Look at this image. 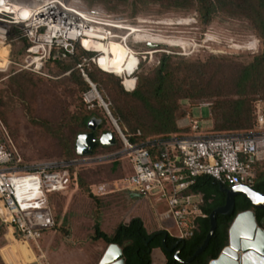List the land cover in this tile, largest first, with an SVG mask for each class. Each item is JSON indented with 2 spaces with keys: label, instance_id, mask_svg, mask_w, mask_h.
Instances as JSON below:
<instances>
[{
  "label": "built area",
  "instance_id": "1",
  "mask_svg": "<svg viewBox=\"0 0 264 264\" xmlns=\"http://www.w3.org/2000/svg\"><path fill=\"white\" fill-rule=\"evenodd\" d=\"M14 1L17 0H0V47H9L7 63L0 71L14 64L18 72L47 76L48 63L67 60L79 49L85 55L79 57L75 70L89 86L81 95L88 112L100 108L110 115L109 105L88 74L93 68L106 73L102 65L113 59V44L128 52L126 67L133 62L121 74H113L128 94L136 90L141 66L160 64L156 55L164 46L138 36L158 35L154 29L145 27L156 25L154 22L139 18L134 24L101 9L87 8L79 1L43 0L39 5L33 1L14 5ZM13 32L16 35L9 39ZM11 41L24 43L23 57L16 63L10 60ZM130 44L138 51L132 50ZM148 45L155 48L150 49ZM254 115V127L249 133L200 134L199 126L195 125L192 135L150 139L140 144H132L116 126L123 149L98 157V162L123 157L132 173L119 182L120 191L155 203L166 202L180 232L177 239L189 240L198 230L196 222L206 219L201 209L204 197L191 191L198 178L211 177L230 188H253L255 166L264 164V101L255 103ZM141 136L138 131L137 137ZM82 159L27 165L8 139L0 140V210L5 214L3 225L14 239L38 244L46 231L55 230L53 197L69 191L74 183L72 169L97 161L89 157ZM107 192L108 186L101 184L93 193L101 197ZM0 218L3 217L0 215Z\"/></svg>",
  "mask_w": 264,
  "mask_h": 264
},
{
  "label": "rangeland",
  "instance_id": "2",
  "mask_svg": "<svg viewBox=\"0 0 264 264\" xmlns=\"http://www.w3.org/2000/svg\"><path fill=\"white\" fill-rule=\"evenodd\" d=\"M31 1L34 5H39L43 0ZM65 1L81 3V0ZM17 2L23 3L20 0ZM84 3L87 8H103L99 3ZM107 14L134 24L135 19L139 18L154 22L156 25L149 24L145 27L172 39L185 38L191 44L188 50L160 47V53H163L156 55L157 60L160 61L166 55L174 62L205 65L207 75L214 72H236L239 65L249 64L262 49V41L248 23L219 15L209 25H202L196 13L160 15L155 6L147 10L139 8L137 13L133 14V8L125 5ZM181 20L188 21L191 26H163L164 23L177 25ZM15 35L13 32L9 39ZM249 42H257V48L252 51L244 50V45ZM23 46L22 41H11V62L21 61ZM129 47L138 51V48L131 44ZM0 62L6 64V61ZM156 66L159 65L144 64L140 74L150 75L152 68ZM75 68L66 72L58 67H51L48 63L45 71L47 76L26 71L18 72L14 64L0 71V140L8 139L23 163L35 165L47 159L66 158V141L54 138L42 126L47 125L62 131L63 139L69 135V116L75 113L80 95L72 78L74 74L79 73ZM21 73L33 75V81H38L39 86L31 92L19 93L17 84L22 81ZM13 79L16 80L15 83L12 82ZM216 101V98L180 101L179 115L182 117L177 123L185 129L180 135H192L195 125L199 126L200 134H217L213 129V120H210V109ZM109 119L99 112L98 117L89 124V129L95 130L103 121L107 125L106 128L111 129L113 125ZM140 121L145 122L147 119L142 116ZM139 132L143 134L142 131ZM121 150L102 147L96 154L89 156L97 161L83 163L77 167V177L87 185L90 195L81 190L78 181H73L74 186L52 204L56 220L55 230L46 231L38 244L31 243L29 246L18 240L13 242L7 227L3 225V218H0V264H99L108 246L102 241L93 240L96 235L95 226L99 224L101 232L112 236L121 224L130 219H140L148 233H154L159 227L171 236L179 238L180 232L166 202L155 203L148 199L139 201V197L133 200L124 191H120L119 182L132 173L129 172V165L123 157L112 162H98V157L116 154ZM75 160L83 159L77 157ZM101 184L108 186V192L105 196L98 197L93 193L94 187Z\"/></svg>",
  "mask_w": 264,
  "mask_h": 264
},
{
  "label": "trees",
  "instance_id": "3",
  "mask_svg": "<svg viewBox=\"0 0 264 264\" xmlns=\"http://www.w3.org/2000/svg\"><path fill=\"white\" fill-rule=\"evenodd\" d=\"M20 1L29 3L31 0ZM83 1L89 5L99 3L103 8H92H99L105 13L125 5H130L133 8V14H136L139 8L147 10L154 6L159 9L160 15L196 13L202 25H209L219 15L230 20H241L248 23L251 30L262 41L261 52L249 64L239 65V70L236 72L222 74L214 72L212 75H207L205 65L190 64L185 61L174 62L165 55L160 59L159 66L152 68L150 75H139L136 90L132 94L123 90L120 80L116 76L100 72L95 68L91 70L88 74L90 80L97 86L103 100L109 105V112L121 133L132 144L144 143L150 139L183 136L180 133L185 129H182L180 123H177L182 117L179 115L180 101L182 100L216 98L217 101L210 109V120H213V129L218 132L217 134L249 133L253 130L255 103L259 99L264 100V0H81V4L84 6ZM81 55H85V53L77 49L76 54L69 59L49 64L51 67H58L61 71L67 72L79 64L78 59ZM2 66L4 64L0 62V67ZM20 77L22 81L17 84L19 93L31 92L39 86L38 81H33V75L29 73H21ZM72 78L80 95L75 113L69 116V135L63 139L62 131L47 125L42 126L54 138L66 141L64 148L66 158L44 161L70 162L75 160L78 157L76 154L77 138L86 133H92L97 140L92 155L102 148L99 139L108 131L116 140V146L110 148L123 149V142L114 126L111 129L106 128L107 125L103 121L95 130L89 129V124L98 117L99 112L104 113L107 119L109 117L100 108H96L92 112L85 109L81 95L89 89V86L79 73L74 74ZM12 82L15 83L16 80L13 79ZM142 116L147 121L141 122L140 117ZM138 131L143 132L141 137H137ZM76 170L77 168L71 170L72 179L78 181L81 190L89 196V188L81 178L77 177ZM255 176L253 189L264 195V164L255 166ZM224 189H230V187L222 185L211 177L203 176L196 180L191 191L204 197L201 209L206 215V219L196 222L198 230L195 236L189 240L181 241L167 232V234L163 233L162 230L148 233L140 219H130L121 224L112 236L101 232L98 224L95 226L96 235L93 240L95 242L102 241L107 246L117 245L120 247L125 264H152L154 251L161 252L163 264H179L175 259V254L178 251L179 258L182 261H187L192 258L206 239L210 230L209 217L211 213L225 204ZM249 210L255 211L257 223L260 224L264 218V211L253 209L250 201L244 195L238 196L235 200L234 214L217 217L214 238L205 252L197 257L193 264H209L216 260L228 244V231L235 217L239 213ZM152 236L154 238L147 244ZM163 242H165V246H163ZM175 245L176 249L169 252L168 250Z\"/></svg>",
  "mask_w": 264,
  "mask_h": 264
},
{
  "label": "water",
  "instance_id": "4",
  "mask_svg": "<svg viewBox=\"0 0 264 264\" xmlns=\"http://www.w3.org/2000/svg\"><path fill=\"white\" fill-rule=\"evenodd\" d=\"M148 47L150 49L155 48L154 45H148ZM109 118L113 122V126L118 127L111 114ZM99 144L104 148H110L116 146V140L112 133H106L100 137ZM96 145L97 140L92 133L78 136L76 141L77 156L80 158L91 156ZM223 191L226 194L225 204L211 213L209 217L210 230L202 246L187 261H182L179 258L178 251L175 254V259L179 264H193L194 260L205 252L214 238L217 229V217L233 215L235 200L238 196L244 195L250 201L253 209L264 211V195L256 192L253 188L239 186ZM162 232L167 234L165 231ZM153 238L154 236L148 240L147 244ZM163 246H165V242H163ZM175 249L176 245L168 251L173 252ZM155 256H160L163 260L161 252L154 251L152 253V264H157L154 260ZM99 264H125L122 249L117 245H109ZM209 264H264V218L258 224L254 210L239 213L229 228L227 246L222 250L220 256Z\"/></svg>",
  "mask_w": 264,
  "mask_h": 264
},
{
  "label": "bare ground",
  "instance_id": "5",
  "mask_svg": "<svg viewBox=\"0 0 264 264\" xmlns=\"http://www.w3.org/2000/svg\"><path fill=\"white\" fill-rule=\"evenodd\" d=\"M11 1H13V0H11ZM13 4L15 5V4H19V3L17 1H14ZM23 4H26V3H21L19 5H23ZM23 13H26V11L24 9H23ZM163 26H169V27L187 26V27H189L191 25L189 24L188 21L181 20L180 23L177 25L164 23ZM138 36L140 39H142V40L147 39L156 45L167 46V47H171V48H178V49H182L183 51L188 50L191 47V44L185 38H176V39L173 38L172 39V38H169L167 36H163L162 33H161V35H155L154 34V36H150L148 34L138 35ZM236 47L238 49V46H236ZM244 47H245L244 50H248V51L255 50L257 48V42H249V43L245 44ZM8 49H9L8 46H5L3 48L0 47V60L6 61V63H7L6 55H7ZM239 50H242V48H239ZM111 54L113 56V59L109 60L108 63H106L105 65H102V67L104 68V72H106V74H109V75L121 74V72L125 70L124 67H126V64H127L126 62H127L128 52L126 50H124L121 46H119L118 44L117 45L113 44L111 46ZM132 64H133V62L131 60L128 63L126 68H130ZM129 84H131V82ZM9 234H10L11 240L13 242L17 241L16 239H14L12 237L11 232H9Z\"/></svg>",
  "mask_w": 264,
  "mask_h": 264
},
{
  "label": "crops",
  "instance_id": "6",
  "mask_svg": "<svg viewBox=\"0 0 264 264\" xmlns=\"http://www.w3.org/2000/svg\"><path fill=\"white\" fill-rule=\"evenodd\" d=\"M128 163V162H127ZM128 165H129V163H128ZM130 171H132L131 170V167H129V172ZM128 175V174H127ZM72 186H74L73 184H72ZM71 186V187H72ZM96 187V186H95ZM94 187V188H95ZM70 190V189H69ZM126 193V192H125ZM66 194V193H65ZM127 195H128V197L130 198V199H133V200H137V199H135V198H138L135 194H129V193H126ZM60 196H62V195H58V196H55V197H53V203L55 202V200L57 199V198H59ZM105 196V195H104ZM102 197V196H101ZM139 201H141V200H144V199H141V198H139L138 199ZM138 201V202H139ZM53 214H54V209H53ZM0 215L3 217V219L5 218V214H4V212L2 211V210H0ZM55 222H56V220H55ZM157 230H162V231H165V229H162V228H159L158 227V229ZM166 232V231H165ZM9 233V232H8ZM168 233V232H167ZM44 235V234H43ZM13 237V236H12ZM173 237V236H172ZM14 238V237H13ZM43 238V237H42ZM16 240H18V241H20L21 243H25V242H22L21 240H19L18 238H16ZM29 246H30V242H28L27 243ZM31 248V247H30ZM154 260H156V262H157V264H163V262H164V260H162L161 259V257L160 256H155V258H154ZM161 262V263H160Z\"/></svg>",
  "mask_w": 264,
  "mask_h": 264
},
{
  "label": "flooded vegetation",
  "instance_id": "7",
  "mask_svg": "<svg viewBox=\"0 0 264 264\" xmlns=\"http://www.w3.org/2000/svg\"><path fill=\"white\" fill-rule=\"evenodd\" d=\"M224 190H227V189H224Z\"/></svg>",
  "mask_w": 264,
  "mask_h": 264
}]
</instances>
